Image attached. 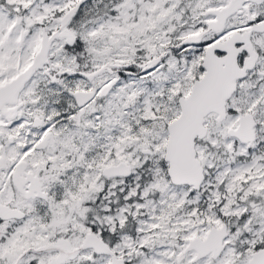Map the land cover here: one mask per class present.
I'll list each match as a JSON object with an SVG mask.
<instances>
[{
	"label": "snow or ice",
	"instance_id": "snow-or-ice-1",
	"mask_svg": "<svg viewBox=\"0 0 264 264\" xmlns=\"http://www.w3.org/2000/svg\"><path fill=\"white\" fill-rule=\"evenodd\" d=\"M0 264H264V0H0Z\"/></svg>",
	"mask_w": 264,
	"mask_h": 264
}]
</instances>
